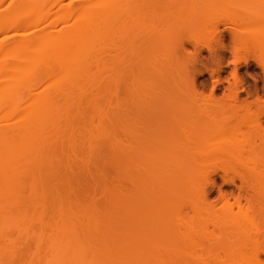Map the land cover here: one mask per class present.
<instances>
[{
    "label": "bare ground",
    "instance_id": "bare-ground-1",
    "mask_svg": "<svg viewBox=\"0 0 264 264\" xmlns=\"http://www.w3.org/2000/svg\"><path fill=\"white\" fill-rule=\"evenodd\" d=\"M227 39L264 78V0H0V264H264V104L197 89Z\"/></svg>",
    "mask_w": 264,
    "mask_h": 264
},
{
    "label": "rangeland",
    "instance_id": "rangeland-1",
    "mask_svg": "<svg viewBox=\"0 0 264 264\" xmlns=\"http://www.w3.org/2000/svg\"><path fill=\"white\" fill-rule=\"evenodd\" d=\"M234 48L230 39H227L220 64L210 59L203 61V66L198 69L199 74L196 77L197 89L204 96L213 94L217 99L223 98L231 90H238L242 98L250 104L257 101L253 93L258 90V105L262 106L264 104V78L261 71L253 57L242 54L236 57ZM244 63L247 65L245 66ZM235 67L237 76H234Z\"/></svg>",
    "mask_w": 264,
    "mask_h": 264
}]
</instances>
